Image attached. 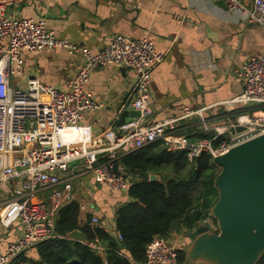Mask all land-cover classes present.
Wrapping results in <instances>:
<instances>
[{
  "label": "built area",
  "instance_id": "built-area-1",
  "mask_svg": "<svg viewBox=\"0 0 264 264\" xmlns=\"http://www.w3.org/2000/svg\"><path fill=\"white\" fill-rule=\"evenodd\" d=\"M224 1L229 10L240 11L250 22L264 27V0H251V7L242 0ZM46 50L82 56L83 62L66 88L43 84L37 78H29L25 86L18 85L16 79L22 74L25 52L37 54ZM163 58L148 36L116 35L100 52L93 53L85 45L57 37L45 19L10 17L0 6V186L14 194L0 203V225L9 228L20 223L23 227L20 237L6 250L2 249L0 232V264H11L23 251L57 236V215L71 201L72 188L68 183L75 178L90 174L95 182L109 189L126 191V168L116 161L121 155L161 142L168 151L186 152L194 163L206 152L215 157L264 133V111L256 106L264 105V52L251 55L242 66L239 76L244 91L233 100L245 107L254 105L253 111L239 115L230 127H218L211 138L196 139L179 133L178 122L202 115L203 109L186 108L180 118L154 120L151 72ZM108 65L130 68L137 74L130 105L140 116L95 137L92 127L81 121L85 111H95L102 104L85 90V85L95 70ZM238 125H246L247 129L231 133L230 128ZM68 128L79 136L65 138ZM220 136L224 139L216 144ZM77 160L84 161L78 174L75 168H69ZM92 224L100 226V218L93 216ZM88 245L96 251L101 249L98 241ZM145 264H180L179 249L170 238L156 235L147 246Z\"/></svg>",
  "mask_w": 264,
  "mask_h": 264
},
{
  "label": "crops",
  "instance_id": "crops-1",
  "mask_svg": "<svg viewBox=\"0 0 264 264\" xmlns=\"http://www.w3.org/2000/svg\"><path fill=\"white\" fill-rule=\"evenodd\" d=\"M242 1L251 7V0ZM1 5L10 17L45 19L57 37L85 45L93 53L100 52L116 35L150 37L164 55L151 72L154 120L180 118L186 108L203 109L202 115L178 122L179 133L191 139L199 138L197 133L202 130L230 127L239 115L253 111L254 105L245 107L233 100L244 91L239 76L242 66L251 55L264 52V27L250 22L240 11L229 10L224 0H135L132 3L122 0H0ZM24 59L22 74L16 79L18 85L25 86L29 78H37L43 84L61 89L66 88L67 81L76 75L83 62L82 56L60 50L25 52ZM136 80L133 69L114 65L100 67L92 73L85 90L93 93L102 106L95 111H85L81 122L92 127L95 137L118 128L120 113L131 107L130 95ZM256 106L262 110V105ZM78 136L74 129L65 131V138ZM122 156L116 160L120 164ZM81 177L95 181L90 174ZM98 186L105 185L87 187L89 196L96 198L97 203H89L84 196L76 199L73 189L69 203L79 201L84 221L88 214L92 218L98 216L100 226L116 234V210L130 198L127 192L115 190L109 198L100 197ZM22 231L20 223L9 228L0 225L2 249L6 250L16 241ZM174 233L178 236L181 232ZM176 236L174 240L184 242V246L190 243L189 237ZM173 243L178 249H184ZM100 248L94 251L105 257L106 247L100 244ZM27 254L38 256L34 246Z\"/></svg>",
  "mask_w": 264,
  "mask_h": 264
},
{
  "label": "trees",
  "instance_id": "trees-1",
  "mask_svg": "<svg viewBox=\"0 0 264 264\" xmlns=\"http://www.w3.org/2000/svg\"><path fill=\"white\" fill-rule=\"evenodd\" d=\"M215 134L214 130H202L197 136L211 138ZM223 139L220 136L216 144ZM119 162L127 171L125 192L130 200L116 210V234L92 225L90 214L84 221L80 202L73 201L58 212L57 237L34 245L38 256H30L25 250L11 264H145L147 246L156 235L170 238L174 232L193 233L208 220L217 231L211 209L218 196L214 181L221 167L211 153L191 163L186 152L168 151L156 142L123 155ZM151 173L160 175V180L149 181ZM76 229L82 230L89 242L103 244L106 256L94 251L89 242L67 239L66 235ZM185 258V249H179V263L184 264ZM258 264H264V255Z\"/></svg>",
  "mask_w": 264,
  "mask_h": 264
},
{
  "label": "water",
  "instance_id": "water-1",
  "mask_svg": "<svg viewBox=\"0 0 264 264\" xmlns=\"http://www.w3.org/2000/svg\"><path fill=\"white\" fill-rule=\"evenodd\" d=\"M139 116L138 110L127 108L117 124ZM246 129L238 125L230 131ZM214 160L221 167L214 181L218 196L211 209L218 229L214 231L208 222L197 226L196 237L185 248L184 264H258L264 255V133L231 146ZM159 180L160 175L150 174L149 181ZM66 238L89 241L79 229Z\"/></svg>",
  "mask_w": 264,
  "mask_h": 264
},
{
  "label": "rangeland",
  "instance_id": "rangeland-1",
  "mask_svg": "<svg viewBox=\"0 0 264 264\" xmlns=\"http://www.w3.org/2000/svg\"><path fill=\"white\" fill-rule=\"evenodd\" d=\"M82 164H84V161L83 160H77V161H73L69 164V168L70 169H76V173L79 172V169ZM80 183V185H79ZM92 184V186L94 185H100V183H97L93 180H87L86 178L84 177H80L79 179H75L74 181H71L70 183H68V185L73 189V192L72 194L75 195L76 199H82V197H86L87 201L89 203H97L98 201L96 200V198H93V197H90L89 193H88V190H87V187L88 185ZM13 185L11 184V187ZM99 187V186H98ZM99 190L101 191V194H98V196L101 197V195H104L105 197L109 198L113 193H116L115 191H113L112 189H108L106 188V186H102V187H99ZM14 196V194L10 193V192H6L5 189L0 186V203H4L6 201H8L10 198H12ZM96 197V194L94 195ZM96 200V201H95ZM177 234L176 233H173V235L170 236V239L173 240L177 245L179 244L180 247L182 248H186V246H184V242H180L178 240H174L175 239V236ZM183 237V236H187L189 237V240L190 239H194L196 237V232H182V234L180 233L178 236H176L177 238L178 237ZM182 244V245H181Z\"/></svg>",
  "mask_w": 264,
  "mask_h": 264
},
{
  "label": "bare ground",
  "instance_id": "bare-ground-1",
  "mask_svg": "<svg viewBox=\"0 0 264 264\" xmlns=\"http://www.w3.org/2000/svg\"><path fill=\"white\" fill-rule=\"evenodd\" d=\"M243 118L246 119V116H244ZM68 129H70V128H68ZM66 130H67V129H66ZM66 130H65V131H66Z\"/></svg>",
  "mask_w": 264,
  "mask_h": 264
}]
</instances>
